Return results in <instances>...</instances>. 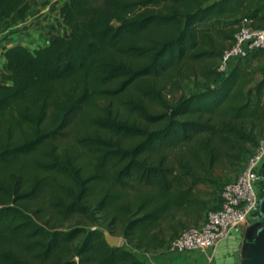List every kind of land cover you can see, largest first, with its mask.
Wrapping results in <instances>:
<instances>
[{
  "label": "trees",
  "instance_id": "obj_1",
  "mask_svg": "<svg viewBox=\"0 0 264 264\" xmlns=\"http://www.w3.org/2000/svg\"><path fill=\"white\" fill-rule=\"evenodd\" d=\"M28 12L0 0L7 27ZM58 17L66 36L2 52L0 264H151L60 225L92 210L157 249L202 218L264 132L249 54L213 71L243 19L264 27V0H66ZM190 78L202 87L184 95Z\"/></svg>",
  "mask_w": 264,
  "mask_h": 264
},
{
  "label": "built area",
  "instance_id": "obj_2",
  "mask_svg": "<svg viewBox=\"0 0 264 264\" xmlns=\"http://www.w3.org/2000/svg\"><path fill=\"white\" fill-rule=\"evenodd\" d=\"M255 50L264 54V27L252 28L243 19L232 35L231 44L219 54L213 68L217 79L227 74L232 62L245 58ZM263 162L264 132L257 138L256 146L246 155L237 176L222 185L218 206L207 209L199 222L181 229L169 239L166 251L170 254L189 251L205 253L242 226L252 216L261 194L263 182L260 170ZM211 258V255L207 256V261Z\"/></svg>",
  "mask_w": 264,
  "mask_h": 264
},
{
  "label": "rangeland",
  "instance_id": "obj_3",
  "mask_svg": "<svg viewBox=\"0 0 264 264\" xmlns=\"http://www.w3.org/2000/svg\"><path fill=\"white\" fill-rule=\"evenodd\" d=\"M66 0H28L29 4V12L26 15V19L32 20V18L35 17L37 13H40V11L44 10L43 15L44 18L42 19L43 22L51 23L53 26L51 27V32L64 34L63 29H60V20L58 17V7L64 3ZM42 15V16H43ZM46 16V17H45ZM23 21V20H22ZM9 21H2L0 20V43L8 44L11 41L14 42H24L26 46L28 47H35L39 46L43 43L44 40H42V43L40 39L32 38L28 34L25 33V40L24 39H15L10 38L15 32L13 28L17 27L16 29H19L18 27L21 26L19 20H16L15 22L11 23L7 27ZM20 24V25H19ZM43 25V24H42ZM40 27H42L40 25ZM12 28V29H11ZM44 32L48 33L45 28H42ZM49 30V29H48ZM39 36H42L41 34ZM47 35H44V37ZM40 41V42H39ZM246 59L242 60V64L246 63ZM250 67L253 68L255 72L256 77H260V74L262 72V69L264 67V62H256V64H251ZM202 87V80L200 78H190L182 83L180 87V92L184 95L196 92ZM177 94H175L176 96ZM174 96V97H175ZM258 135L257 137H259ZM239 167H237L234 171L226 170L221 173V184L219 187L215 190H211L213 192L214 200L210 203H208L206 209L210 208H216L218 206V194L221 189V186L232 179H234L238 172ZM203 215V214H202ZM260 221H254V218L252 216L248 217L244 224L238 228L239 231V238H240V244L236 251L232 253L226 252V254L223 256V261L218 260V262H215L213 258L208 262L207 256L211 255L210 251H206L205 253H196L193 251H189L183 254H170L166 251V243L161 247L157 249H135L126 244L120 233L117 229L109 230L105 224V221L101 219V217L98 216V214L94 213V211L91 210V213L88 214L85 217H78L74 216L71 219H69L66 222H63L60 225V229H69L73 227H79L83 230L95 228L102 232L103 235H110L112 237L119 238L118 245L122 248L131 251L136 257L142 259L145 262L151 263V264H222V262L225 261L226 256L229 257L232 264H239L240 261V255H241V249L243 244L248 241L250 235L252 234V230L256 224H258ZM110 231V232H109Z\"/></svg>",
  "mask_w": 264,
  "mask_h": 264
},
{
  "label": "crops",
  "instance_id": "obj_4",
  "mask_svg": "<svg viewBox=\"0 0 264 264\" xmlns=\"http://www.w3.org/2000/svg\"><path fill=\"white\" fill-rule=\"evenodd\" d=\"M44 10L40 11V13H37L35 15V17L32 18V20H28V19L24 18L23 21L20 22L21 26L18 27L19 29H16L17 27L13 28V30H15V32L12 36H10V38H15V39H20V40L24 39L25 40V33H26L29 36H31L32 38L40 39L41 43H42V40H44L43 43L41 45L35 46V47H28L25 45L24 42L11 41L8 44L0 43V69H1V66L3 63L2 52L6 46H8L10 44H14V43H20L21 45L25 46L26 48H37V47H40V46H43L46 44L47 37L49 35L55 34V35H59V36H66L67 29L61 23H60V25H61L60 29H63L64 34L51 32V30H52L51 27L53 26V24L47 23L46 21L42 23V21H43L42 19L44 18V15H43ZM40 25L42 27H40ZM42 28H45V30H47V32H49V35H48V33L44 32ZM40 34L42 36H39ZM44 35H47V36L44 37ZM247 58L248 59H246L245 64L248 66V68L250 70H253V68L250 67L251 64H256V62H262V63L264 62V54L258 50H255V51L249 53ZM235 63H236V61L232 62V65H234ZM261 75H262V72H261L260 76ZM200 220L193 222L192 224H195V223L199 222ZM192 224H190V225H192ZM239 244H240L239 231H238V229H236V230L232 231L224 240H222L221 242L216 244L215 247L209 251L211 252V256H212L213 260L215 262H218L219 259L220 260L223 259V256L226 254V252L232 253V252L236 251ZM222 264H232V263H231V260L229 259V257L226 256V259L224 262H222Z\"/></svg>",
  "mask_w": 264,
  "mask_h": 264
},
{
  "label": "water",
  "instance_id": "obj_5",
  "mask_svg": "<svg viewBox=\"0 0 264 264\" xmlns=\"http://www.w3.org/2000/svg\"><path fill=\"white\" fill-rule=\"evenodd\" d=\"M260 179L263 182L261 194L253 210L252 218L260 221L252 230L248 241L241 249L239 264H264V162L260 170ZM107 245L117 247L119 238L103 235Z\"/></svg>",
  "mask_w": 264,
  "mask_h": 264
},
{
  "label": "flooded vegetation",
  "instance_id": "obj_6",
  "mask_svg": "<svg viewBox=\"0 0 264 264\" xmlns=\"http://www.w3.org/2000/svg\"><path fill=\"white\" fill-rule=\"evenodd\" d=\"M254 221H257L256 219H254Z\"/></svg>",
  "mask_w": 264,
  "mask_h": 264
}]
</instances>
